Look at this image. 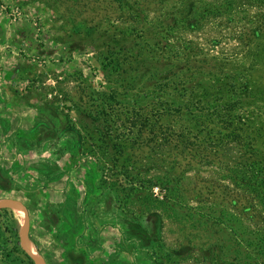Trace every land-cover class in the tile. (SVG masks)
<instances>
[{
  "label": "rangeland",
  "instance_id": "rangeland-1",
  "mask_svg": "<svg viewBox=\"0 0 264 264\" xmlns=\"http://www.w3.org/2000/svg\"><path fill=\"white\" fill-rule=\"evenodd\" d=\"M6 198L46 264H264V0H0Z\"/></svg>",
  "mask_w": 264,
  "mask_h": 264
},
{
  "label": "water",
  "instance_id": "water-1",
  "mask_svg": "<svg viewBox=\"0 0 264 264\" xmlns=\"http://www.w3.org/2000/svg\"><path fill=\"white\" fill-rule=\"evenodd\" d=\"M11 209L19 212L22 216V226L20 228L19 244L25 255L33 264H46L45 260L35 252L29 238L30 219L27 207L17 199L6 198L0 200V210Z\"/></svg>",
  "mask_w": 264,
  "mask_h": 264
},
{
  "label": "bare ground",
  "instance_id": "bare-ground-1",
  "mask_svg": "<svg viewBox=\"0 0 264 264\" xmlns=\"http://www.w3.org/2000/svg\"><path fill=\"white\" fill-rule=\"evenodd\" d=\"M19 213V212H18ZM19 216H20V213H19ZM35 252L37 253V251L35 250ZM38 254V253H37Z\"/></svg>",
  "mask_w": 264,
  "mask_h": 264
}]
</instances>
